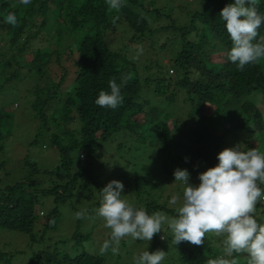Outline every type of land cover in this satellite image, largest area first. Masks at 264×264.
Here are the masks:
<instances>
[{
    "label": "trees",
    "instance_id": "1",
    "mask_svg": "<svg viewBox=\"0 0 264 264\" xmlns=\"http://www.w3.org/2000/svg\"><path fill=\"white\" fill-rule=\"evenodd\" d=\"M229 3L234 0H192L200 8L191 13L187 24L177 27L170 19L157 28L152 23L162 16L168 19L169 14L163 6L156 7V0H122L119 11L110 9L107 0H31L29 5L0 0V89L22 77L37 81L31 106L41 129L49 131V143L58 155L55 167L44 174L33 165L19 181L0 185V229L27 235L26 264H110L113 259L114 264H135L133 249L139 241L137 247H143V252L161 250V246L166 252L161 264H210L220 258L249 264L243 253L226 255V237L214 233H207L201 246L188 242L175 246L166 223L162 226L167 230L150 242L124 237L115 255L110 250L101 254L84 246L78 249L87 235L57 238L53 235L55 223L50 224L71 190L87 189L90 184L101 193L108 180H101L93 167L103 171V160L122 156L125 165L121 162L120 170L134 165L128 180L121 174L116 179L126 187L127 201L137 205L136 209L174 218L175 208L162 203L170 192L175 193L166 186L172 187L177 168L187 169L189 183L196 186L199 174L216 166L217 155L225 148L237 146L245 152L256 148L264 153V106L257 105L264 97V58L243 71L228 59L232 42L219 14ZM257 10L264 15V0H257ZM9 13L16 15L17 26L6 23ZM44 28L53 29L45 34ZM107 30L111 33L106 36ZM119 30L121 34L128 31L132 41L144 40V50L167 52L168 67L174 74L155 58L151 64L158 75H141L143 68L137 69L133 59L122 52L116 36ZM159 32H165V39L157 45ZM67 35L73 36L72 44L65 41ZM43 38L46 45L32 46ZM262 40L264 24L254 43ZM65 54L75 55L72 73L62 65ZM53 64L62 73L57 82L51 78ZM125 77L130 79L122 84ZM112 79L121 85L123 103L116 109L100 107L95 100L101 91L111 92ZM0 125H7L1 116ZM110 146L114 148L108 150ZM103 150L109 152L108 158L100 154ZM80 153L84 154L82 160ZM152 153L157 157L141 160ZM114 169L105 174L112 176ZM50 179L55 186L44 184ZM178 185L177 193L183 197L184 186ZM259 186L264 190V184ZM49 195L56 196L55 206L40 222L35 204ZM12 252L23 251L0 248V264H13Z\"/></svg>",
    "mask_w": 264,
    "mask_h": 264
},
{
    "label": "clouds",
    "instance_id": "2",
    "mask_svg": "<svg viewBox=\"0 0 264 264\" xmlns=\"http://www.w3.org/2000/svg\"><path fill=\"white\" fill-rule=\"evenodd\" d=\"M20 3L29 5L31 0H20ZM107 4L116 11L123 7L122 0H107ZM219 15L232 42L228 59L238 70L243 71L246 65L264 58V40L254 43L258 29L264 24V15L257 10V0H234ZM6 23L17 26L16 15L9 13ZM128 79L130 77L123 78L121 83L126 84ZM109 86L111 92L101 91L95 103L100 107L116 109L123 103L121 85L112 79ZM263 103L264 97L257 105L264 106ZM79 158L84 159V154L80 153ZM217 160L216 166L199 174L200 183L196 186L189 183L187 169L177 168L174 171V181L180 182L184 189L182 204L176 209L177 216L171 219L161 212L149 215L121 199L124 190L121 181L107 183L100 190L102 199L97 215L112 231L110 239L103 242L100 253L104 254L111 248L114 255L118 254L120 242L127 236L150 242L162 232V225L166 223L173 234L172 244L175 246L181 242L201 246L205 235L214 233L226 237V255L247 253L249 264H264V224H259L253 216L258 202L264 203V190L259 186L264 184V153L256 148L240 151L236 146L223 149L218 153ZM179 200L178 195H173L169 203L176 205ZM170 207L173 206L167 208ZM261 209H264V204ZM36 214L39 217L43 211ZM84 215L83 211L77 212L76 218L82 219ZM54 223L55 220L50 221V224ZM135 252V264H161L166 257L163 250L143 252L141 247ZM210 264H236V261L220 258L210 261Z\"/></svg>",
    "mask_w": 264,
    "mask_h": 264
},
{
    "label": "rangeland",
    "instance_id": "3",
    "mask_svg": "<svg viewBox=\"0 0 264 264\" xmlns=\"http://www.w3.org/2000/svg\"><path fill=\"white\" fill-rule=\"evenodd\" d=\"M148 1L149 0H144V3H148ZM180 1L182 4L181 8H179ZM158 6H163V10L165 11V14H169V18L167 19L165 16H162L158 22H153L152 26L157 28L165 25L170 21V19L175 21V25L177 27L183 26L189 22L191 13L200 8L198 5L192 4V0H156V7ZM118 20L120 21L121 19ZM118 23L116 22L115 24L120 26V30H124L120 23ZM52 29L53 28H44L43 30L44 33L46 32L45 34H50ZM120 30L116 33V36L120 41L122 52L126 53L130 59H133L137 69L138 66L143 68L141 70V75H148L150 73H152V75H158L155 68H152L151 64L155 58H157L162 64H167L166 67H168L169 60L167 58V52L161 49H159L158 52H152L151 49L144 50V40L137 41L136 39L132 41L128 38V31V34H124L123 32L121 34ZM110 33L111 32L107 30L105 35H110ZM164 33L165 32H159L156 34L158 37V41L156 43L157 45L160 44L161 40L162 42L164 41ZM72 37L73 36L71 35H67L65 37V41L69 40L72 44ZM46 44L47 43L43 38V40L33 43L32 46H44ZM109 46L111 48V44H109ZM54 47V45L51 46V48L55 49ZM73 57H75V55L69 56L68 54H65L62 57L66 58L63 60L62 65L66 67L70 73H72V70H74V67L72 66ZM168 68V73L173 75V68ZM170 69L172 71H170ZM51 74L52 80L57 82L60 75L62 74L60 66L56 64L51 65ZM22 78L23 79L15 80L13 83H8L4 86V88L0 89V116L7 121V125H0V185L3 186L11 185L25 177L28 172L31 171L30 169H32L33 165H36L40 170L43 171L42 174H44V172L48 171V169H53L58 162L57 151L49 143V131H43L41 129L39 126V120L34 116L31 106V101H33L35 98L33 89L37 81L31 82L33 79L29 76ZM53 81L51 82L54 83ZM38 83H40V81H38ZM153 98L156 100L157 96H153ZM49 112H51V110ZM49 127L50 129H53L52 124H49ZM113 148V146H110L107 149L109 150ZM108 153L109 152L106 150H103L100 154H105L104 158H108ZM156 157L157 155L152 153L146 158L141 157V160L145 161L146 159H154ZM121 162L125 165V160L122 156H118L111 161L103 160L101 161V163L104 164L103 171L97 167H93V170L97 175H99L101 180L106 179L108 180V183L112 180H117L116 176L118 174H121L128 180L134 165L129 166L128 169L126 166H124L123 170H120L119 165ZM112 167L115 168L114 174L112 176L106 175V171ZM36 175L37 174H33V177H36ZM106 182L107 181L104 183ZM44 184H47L48 186L56 185L53 179L45 180ZM166 187L169 188V191L172 189L175 193L172 194L170 192V198L163 200L162 205L167 207L173 206L176 210L180 204H182L181 200L183 199V197L177 193V187H179L178 182L174 181L173 179L172 187ZM125 188L126 187L124 186L122 194L126 196L125 199H122L137 208V205H135L133 202L127 201V195H129V193L125 192ZM173 195H178L180 197V200L176 205L169 203ZM55 197V195H49L39 198L35 204V213H39L41 210L43 211V214L39 215L38 218L40 222L45 221V217L55 206ZM65 198L66 199H64L63 202L59 203L60 213L54 218L56 230H54L53 235H55L57 238L59 236L71 237L72 234H76L78 237L87 235V239H83L84 241L78 246V249H81L84 246L85 249L90 251L100 252V248L103 242L106 240V237L110 234L111 230L110 228L105 227V221L97 215V209L100 206V204H97V202L102 199L101 193L99 194L96 188L90 187L89 184L87 189H84L83 187L82 189H79L76 187L75 189L71 190V194L69 196H65ZM263 204L258 202L255 209V215H253L259 224H264V209H261ZM173 207H170V209ZM80 211L85 213L84 218L77 219L76 213ZM169 218H172L171 215ZM166 230L167 227L162 226V231L165 232ZM216 242V244L219 245L218 243H220V241ZM137 244L134 245V248L136 250L141 249V247H137ZM27 246L28 240L26 234L0 229V248H2V251L8 252L14 248L21 249V251H23L22 253L12 252L14 253L12 260L13 264L27 263V255H24L29 251ZM120 248L121 246H119V249ZM159 248L162 250L161 246H159ZM135 249L133 250L136 251ZM109 250L111 251V248ZM242 255L247 261H249V255L247 253H243ZM122 260L127 261V258H123ZM114 262L115 259H113L110 264H114Z\"/></svg>",
    "mask_w": 264,
    "mask_h": 264
}]
</instances>
